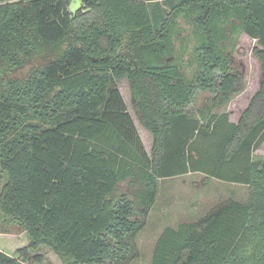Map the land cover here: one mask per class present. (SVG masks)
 Listing matches in <instances>:
<instances>
[{"label": "trees", "instance_id": "trees-1", "mask_svg": "<svg viewBox=\"0 0 264 264\" xmlns=\"http://www.w3.org/2000/svg\"><path fill=\"white\" fill-rule=\"evenodd\" d=\"M68 6L0 0V210L29 237L17 255L0 249V264L41 263V247L62 264H131L161 181L189 173L246 185L248 199L165 228L152 264H264V0ZM181 16L194 28L191 78L174 45ZM242 34L262 84L235 122L217 110L245 89L232 60Z\"/></svg>", "mask_w": 264, "mask_h": 264}, {"label": "rangeland", "instance_id": "rangeland-1", "mask_svg": "<svg viewBox=\"0 0 264 264\" xmlns=\"http://www.w3.org/2000/svg\"><path fill=\"white\" fill-rule=\"evenodd\" d=\"M82 6L83 0H69L68 10L71 14H74ZM178 22L180 32L175 38L174 45L177 55L180 56L183 71L191 78L197 68L192 53L195 43L194 28L182 16L178 18ZM255 45L256 42L253 39L246 34H242L232 55L234 66L244 71L246 89L234 95L229 104L218 109L217 112L230 111L234 120H237L248 106L253 92L258 89L260 84L261 64L253 53ZM27 69L24 68L18 74L25 75ZM119 87L143 143L150 151L153 142L152 135L141 125L135 114L131 104L128 80L126 78L120 80ZM207 95V93L201 92L193 106L195 108L202 106ZM262 152H264V146L256 151L257 154ZM6 182L7 174L1 168L0 163V195ZM248 193L249 188L246 185L207 178L200 173L163 179L157 201L146 220V226L137 237V244L141 252L140 257L133 259L131 264H152L153 250L157 239L165 228H176L180 223L195 221L212 207L229 198L245 202L248 199ZM28 244L29 237L27 233L13 220L5 217L0 210V248L11 255H17V250ZM31 253L33 256L38 253L43 255L42 262L35 263L29 260L27 264H62L59 257L47 247H41L40 250Z\"/></svg>", "mask_w": 264, "mask_h": 264}, {"label": "crops", "instance_id": "crops-1", "mask_svg": "<svg viewBox=\"0 0 264 264\" xmlns=\"http://www.w3.org/2000/svg\"><path fill=\"white\" fill-rule=\"evenodd\" d=\"M249 37V36H248ZM251 38V37H250ZM251 39H253V38H251ZM255 42H256V40L255 39H253ZM261 84H262V73H261V80H260V84H259V87H258V89L257 90H255L254 92H253V94H252V96L255 94V92H257L259 89H260V87H261ZM246 89V88H245ZM245 89L243 90V91H245ZM252 96H251V98H252ZM250 101V100H249ZM249 104V103H248ZM230 112V111H229ZM240 117V116H239ZM239 117H238V119L237 120H234L233 118H232V116H231V113H230V118H231V120L232 121H235V122H237L238 120H239ZM263 146H264V143L262 144ZM260 146L258 149H260V148H263V146ZM151 148H152V145H151ZM257 154V153H256ZM259 155H264V152H262V153H258ZM189 174H193V173H189ZM186 175H188V174H186ZM183 176H185V175H183ZM180 177V176H179ZM1 249V248H0ZM1 250H3V249H1ZM3 251H5V250H3ZM5 252H7V251H5ZM8 253V252H7ZM9 254V253H8Z\"/></svg>", "mask_w": 264, "mask_h": 264}]
</instances>
